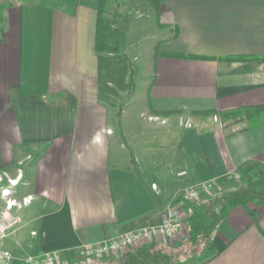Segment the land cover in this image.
<instances>
[{
  "label": "crops",
  "instance_id": "obj_1",
  "mask_svg": "<svg viewBox=\"0 0 264 264\" xmlns=\"http://www.w3.org/2000/svg\"><path fill=\"white\" fill-rule=\"evenodd\" d=\"M100 3L0 0V190L32 196L21 210L0 202L16 221L0 239L11 264L52 251L81 262L80 246L161 224L196 184L235 188L264 166V120L232 129L201 114L264 104V0H160L164 36L148 69L127 57L128 82L147 79L143 113L159 117L134 140L117 127L122 103L99 99ZM211 250L203 264H264V206L234 207Z\"/></svg>",
  "mask_w": 264,
  "mask_h": 264
},
{
  "label": "trees",
  "instance_id": "obj_2",
  "mask_svg": "<svg viewBox=\"0 0 264 264\" xmlns=\"http://www.w3.org/2000/svg\"><path fill=\"white\" fill-rule=\"evenodd\" d=\"M108 1L101 0L98 11L96 51L98 54L99 99L112 102L120 97L121 92L129 90L131 86L128 82L129 60L122 49V38H124L125 33L120 31L119 28L114 27L106 19L105 12ZM152 4L156 11V19L159 21L161 15L160 0H152ZM176 56L203 58L191 55ZM251 59L253 58H229L230 61H249ZM201 114L205 116L219 115L224 123H236L245 120L254 126L264 120V104L222 112H202ZM249 173L251 174V178L249 180H243L235 188L220 190L215 195L199 203L186 204L190 205L191 212L187 220L188 234L185 241L195 244L205 241L207 246L204 248V251L202 250L200 255L195 257L194 255H188L186 258L179 259L174 253L167 250V246L160 243H153V247H141L132 254H129L124 264H187V260L193 258L197 259L194 264L208 262L212 258L210 249L219 224L227 217L230 211L236 206L247 205L248 203L264 206V166L256 170L251 169ZM180 200L181 198H178L176 201ZM69 264L81 263L70 262Z\"/></svg>",
  "mask_w": 264,
  "mask_h": 264
},
{
  "label": "rangeland",
  "instance_id": "obj_3",
  "mask_svg": "<svg viewBox=\"0 0 264 264\" xmlns=\"http://www.w3.org/2000/svg\"><path fill=\"white\" fill-rule=\"evenodd\" d=\"M110 6L114 9V11L110 9V18H108L106 15L105 17L114 27L119 28L120 31L125 33L124 38H122V49L124 54L130 59V64L133 65V67H135L136 64L143 62L145 63V68L143 71L147 70L149 64L151 63L152 50L156 47L159 39L164 36V32L160 30V27L158 26L156 11L153 7L152 0H110ZM130 82V91L127 90L122 93V96L120 98H116L114 103H122L120 117L116 119V122L118 123V130L129 127V129L132 130L131 140H134V138H137V136H143L142 128L144 124H148V122L152 120L150 119L152 115L150 113H146L145 111L143 113V109L145 108L144 106H148L149 104V93L148 88L146 87L147 79H134L131 77ZM209 116L213 117L215 122H223L222 118L218 117L217 115ZM242 122L244 121L241 120L236 122V126H234L232 129L242 127V124H240ZM246 122L250 124V127H253L251 123L248 121ZM161 129H156L157 135H163L164 130ZM144 131H147L148 133L149 131L153 130L145 129ZM138 132L141 134L138 135ZM143 137L146 139L145 136ZM166 140L167 138H164L163 136L161 137V143H167ZM141 142L144 141L141 140ZM135 146L136 145H131V147H133L138 152V154H140V146ZM21 167L24 169L25 164H21ZM17 189L18 190L16 191L13 190L8 196L19 198L21 195L20 190H24L25 188L21 185V187H18ZM25 197H28L31 203L32 196L29 195ZM21 200L23 199L21 198ZM0 202L5 203L3 199H0ZM22 207L24 208L25 205ZM21 209L22 208H20V210ZM9 222L12 223V226L16 223V221L12 220L11 218ZM185 240L186 238L184 237L182 242ZM182 242H178L177 244L167 248L169 252L174 253L179 259L186 258L188 255H194V257L198 256L207 246L205 241H202L201 243L199 242L198 244L191 243L189 241ZM153 245L149 244L141 246L136 244L134 247H130L123 253L106 258L101 264H105L107 262V264H124L129 254H132L141 247H153ZM210 251L212 250L210 249ZM196 261V258L188 259L187 264H194Z\"/></svg>",
  "mask_w": 264,
  "mask_h": 264
},
{
  "label": "built area",
  "instance_id": "obj_4",
  "mask_svg": "<svg viewBox=\"0 0 264 264\" xmlns=\"http://www.w3.org/2000/svg\"><path fill=\"white\" fill-rule=\"evenodd\" d=\"M150 119L159 120V117H151ZM165 122V120H163ZM191 126L190 122H185ZM22 177V174H19ZM238 180L239 175H235ZM2 178H0V181ZM14 182H19L18 179L10 180V184L14 186ZM220 191V184L217 180H209L196 184L189 188L181 195V200L169 206L165 213L162 223L150 227L140 228L131 231L127 234L103 241L97 244H84L79 247L78 253L81 257V264H100L106 258L123 253L125 250L138 244L141 246L152 243H160L164 246H173L182 240L188 234V216L189 212L183 205L199 203L206 198L215 195ZM7 192L12 193V190L1 189L0 199L5 201V208L20 210L22 206L30 204L28 197H23V200H17L15 197H9ZM14 193V192H13ZM10 217L6 212H2L0 216V239L8 235V230L12 226L9 222ZM13 256L7 250H0V264H11ZM26 264H69L63 258L60 251H52L41 256L30 255L25 259Z\"/></svg>",
  "mask_w": 264,
  "mask_h": 264
},
{
  "label": "bare ground",
  "instance_id": "obj_5",
  "mask_svg": "<svg viewBox=\"0 0 264 264\" xmlns=\"http://www.w3.org/2000/svg\"><path fill=\"white\" fill-rule=\"evenodd\" d=\"M18 183L17 182H14V186H16ZM7 194H9V192H7Z\"/></svg>",
  "mask_w": 264,
  "mask_h": 264
}]
</instances>
